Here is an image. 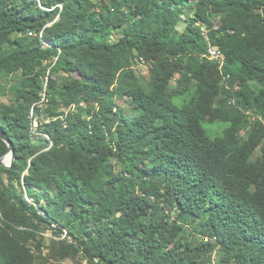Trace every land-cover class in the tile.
I'll use <instances>...</instances> for the list:
<instances>
[{"label": "trees", "instance_id": "obj_1", "mask_svg": "<svg viewBox=\"0 0 264 264\" xmlns=\"http://www.w3.org/2000/svg\"><path fill=\"white\" fill-rule=\"evenodd\" d=\"M1 76L0 264H264V0H0Z\"/></svg>", "mask_w": 264, "mask_h": 264}, {"label": "rangeland", "instance_id": "obj_2", "mask_svg": "<svg viewBox=\"0 0 264 264\" xmlns=\"http://www.w3.org/2000/svg\"><path fill=\"white\" fill-rule=\"evenodd\" d=\"M138 72L141 75H148L149 70L148 67L144 64L142 65H138L137 67ZM17 81L16 77L13 78H7L5 76H1L0 77V91L5 90L6 91V95L0 96V100L6 104H13V101L16 97V89H14L13 84ZM38 127H39V121L37 119L34 120V125H33V133L39 134L38 132ZM205 127L207 129H213L211 128L209 125H205ZM226 126H220L218 128H215L213 130H215L214 134L210 133L212 136H216V133L220 134L221 131L225 128ZM74 131L76 132V134L79 133V131L81 130L80 126H75ZM208 130V131H209ZM30 202H32L33 200L29 199ZM199 232H196V234ZM44 236L46 237V239L48 241H50L53 237H55L54 235V231L52 229H47V231L43 232ZM67 238V233L65 232L63 235L62 239ZM58 239V238H57ZM215 259V258H214ZM65 264H72L71 261H66Z\"/></svg>", "mask_w": 264, "mask_h": 264}, {"label": "water", "instance_id": "obj_3", "mask_svg": "<svg viewBox=\"0 0 264 264\" xmlns=\"http://www.w3.org/2000/svg\"><path fill=\"white\" fill-rule=\"evenodd\" d=\"M0 138L9 147L7 152L0 157V167L12 169L16 161V153L13 143L11 142L9 136L4 132L2 127H0Z\"/></svg>", "mask_w": 264, "mask_h": 264}, {"label": "built area", "instance_id": "obj_4", "mask_svg": "<svg viewBox=\"0 0 264 264\" xmlns=\"http://www.w3.org/2000/svg\"><path fill=\"white\" fill-rule=\"evenodd\" d=\"M46 45L48 46L47 43H46ZM207 57L211 61L218 62L219 68L223 69V67L225 65V57L220 50L214 48L211 44H209ZM46 81L48 82V78L46 79ZM46 85H47V83H46ZM45 102H46V93L43 94V99H42L41 105H43Z\"/></svg>", "mask_w": 264, "mask_h": 264}]
</instances>
